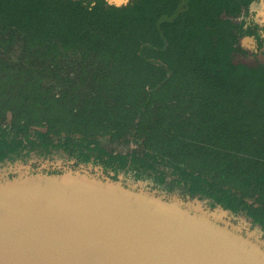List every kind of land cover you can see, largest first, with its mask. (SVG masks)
Returning <instances> with one entry per match:
<instances>
[{
    "label": "trees",
    "instance_id": "16d2710c",
    "mask_svg": "<svg viewBox=\"0 0 264 264\" xmlns=\"http://www.w3.org/2000/svg\"><path fill=\"white\" fill-rule=\"evenodd\" d=\"M241 1L0 0V162L90 165L264 235V63L234 59Z\"/></svg>",
    "mask_w": 264,
    "mask_h": 264
},
{
    "label": "water",
    "instance_id": "95a60500",
    "mask_svg": "<svg viewBox=\"0 0 264 264\" xmlns=\"http://www.w3.org/2000/svg\"><path fill=\"white\" fill-rule=\"evenodd\" d=\"M118 181L66 171L0 183V264H264L255 242Z\"/></svg>",
    "mask_w": 264,
    "mask_h": 264
},
{
    "label": "rangeland",
    "instance_id": "374dc122",
    "mask_svg": "<svg viewBox=\"0 0 264 264\" xmlns=\"http://www.w3.org/2000/svg\"><path fill=\"white\" fill-rule=\"evenodd\" d=\"M108 1L116 2L117 0ZM248 17L252 18L253 21L264 24V0H258L250 6V15ZM243 42H245V44L249 46L256 45L255 39L250 36L244 37ZM53 169H58L61 172L76 171L80 173L92 174L98 177H108L101 173L100 170L95 167H91L90 165L84 166L79 169H71L62 161L51 159L48 157L43 158L37 156L29 158L28 161L5 160L3 162H0V183L17 179L20 176L26 174L28 175L29 173H49V171ZM105 181L111 180L106 179ZM110 183H113V181ZM117 183L137 192L161 198L163 200L186 208L190 211L202 214L206 218L211 219L212 221L221 224L222 226H226L236 233L244 236L245 238L255 242L264 250V236L260 230V227L245 220V217L243 215L234 214L221 206H210L205 200L197 198L184 199L175 193L160 188H150L147 181H132L131 179L123 178L122 176H120Z\"/></svg>",
    "mask_w": 264,
    "mask_h": 264
},
{
    "label": "flooded vegetation",
    "instance_id": "af4514ba",
    "mask_svg": "<svg viewBox=\"0 0 264 264\" xmlns=\"http://www.w3.org/2000/svg\"><path fill=\"white\" fill-rule=\"evenodd\" d=\"M108 3L113 4H124L128 0H117L116 2H110L106 0ZM185 4L187 0H182ZM258 0H247L241 1L240 5L242 6L240 12L236 14L234 17L231 16V19L241 24V34L239 36L238 44L242 47V51L234 52V59L236 61H245L247 63L255 64V63H264V24L253 21L252 18L248 17L250 15V6ZM263 30V31H262ZM253 37L256 41V45L249 46L243 42L244 37ZM3 162V161H2ZM58 170V169H53Z\"/></svg>",
    "mask_w": 264,
    "mask_h": 264
}]
</instances>
